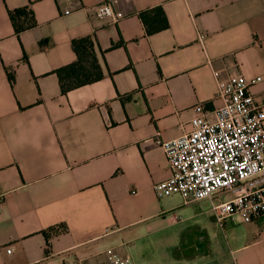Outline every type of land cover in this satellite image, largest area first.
Instances as JSON below:
<instances>
[{
    "label": "crops",
    "instance_id": "obj_1",
    "mask_svg": "<svg viewBox=\"0 0 264 264\" xmlns=\"http://www.w3.org/2000/svg\"><path fill=\"white\" fill-rule=\"evenodd\" d=\"M104 1L0 0V264H102L108 250L132 264H264V215L219 225L210 200L154 190L170 176L154 139L220 104L214 70L261 77L251 92L264 95V0H117V23L96 16ZM26 7L35 25L16 33L9 11ZM83 37L103 75L62 93L56 70Z\"/></svg>",
    "mask_w": 264,
    "mask_h": 264
},
{
    "label": "built area",
    "instance_id": "obj_2",
    "mask_svg": "<svg viewBox=\"0 0 264 264\" xmlns=\"http://www.w3.org/2000/svg\"><path fill=\"white\" fill-rule=\"evenodd\" d=\"M116 3L102 2L96 16L117 23L124 14L115 8ZM204 36L200 33L199 39ZM214 76L220 104L211 113L200 103L194 105L188 133L166 140L155 137L164 151L170 176L156 183L154 190L159 196L178 194L183 203L210 200L219 225L233 216L250 222L264 215V95L258 99L251 92L261 77L234 74L222 78L217 70ZM221 195V200L213 201ZM102 264L132 261L108 250Z\"/></svg>",
    "mask_w": 264,
    "mask_h": 264
},
{
    "label": "trees",
    "instance_id": "obj_3",
    "mask_svg": "<svg viewBox=\"0 0 264 264\" xmlns=\"http://www.w3.org/2000/svg\"><path fill=\"white\" fill-rule=\"evenodd\" d=\"M156 10L161 14L160 27L164 28L166 26L164 13L159 7L156 8ZM9 16L16 33L35 25L33 13L27 7L9 11ZM139 16L145 23L147 22L146 12H141ZM154 30L156 29L147 26L148 32ZM72 48L75 52L76 59L72 63L56 70L60 91L62 93L93 82L101 78L103 75L102 68L94 49V42L90 37L74 39L72 41ZM7 75L10 82L13 83V74L7 72Z\"/></svg>",
    "mask_w": 264,
    "mask_h": 264
},
{
    "label": "rangeland",
    "instance_id": "obj_4",
    "mask_svg": "<svg viewBox=\"0 0 264 264\" xmlns=\"http://www.w3.org/2000/svg\"><path fill=\"white\" fill-rule=\"evenodd\" d=\"M225 195V194H224ZM224 195H221V196H217V200L219 201V200H221L223 197H224ZM226 196V195H225ZM226 197H228V196H226Z\"/></svg>",
    "mask_w": 264,
    "mask_h": 264
}]
</instances>
